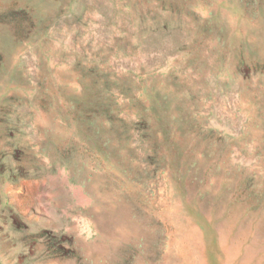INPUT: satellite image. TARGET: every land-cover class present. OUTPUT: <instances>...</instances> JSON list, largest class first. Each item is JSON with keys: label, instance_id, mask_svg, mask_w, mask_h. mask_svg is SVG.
Returning <instances> with one entry per match:
<instances>
[{"label": "rangeland", "instance_id": "374dc122", "mask_svg": "<svg viewBox=\"0 0 264 264\" xmlns=\"http://www.w3.org/2000/svg\"><path fill=\"white\" fill-rule=\"evenodd\" d=\"M0 264H264V0H0Z\"/></svg>", "mask_w": 264, "mask_h": 264}]
</instances>
